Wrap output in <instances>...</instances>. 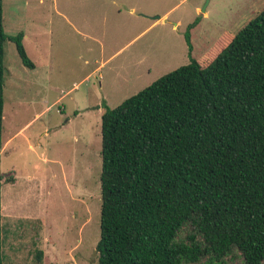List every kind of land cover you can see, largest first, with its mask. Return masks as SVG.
<instances>
[{
	"label": "rangeland",
	"instance_id": "rangeland-1",
	"mask_svg": "<svg viewBox=\"0 0 264 264\" xmlns=\"http://www.w3.org/2000/svg\"><path fill=\"white\" fill-rule=\"evenodd\" d=\"M204 3L3 0L4 32L23 33L34 64L24 67L5 42L3 264H96L103 112L191 59L206 65L223 35L264 10V0H209L202 14Z\"/></svg>",
	"mask_w": 264,
	"mask_h": 264
},
{
	"label": "trees",
	"instance_id": "trees-1",
	"mask_svg": "<svg viewBox=\"0 0 264 264\" xmlns=\"http://www.w3.org/2000/svg\"><path fill=\"white\" fill-rule=\"evenodd\" d=\"M2 3L0 146L5 42L34 68ZM207 57L103 112L96 264H264V10Z\"/></svg>",
	"mask_w": 264,
	"mask_h": 264
},
{
	"label": "water",
	"instance_id": "water-1",
	"mask_svg": "<svg viewBox=\"0 0 264 264\" xmlns=\"http://www.w3.org/2000/svg\"><path fill=\"white\" fill-rule=\"evenodd\" d=\"M208 3H209V0H205V3H204V5H203V7L201 9V13L202 14L205 13ZM95 255H97V251L96 250L93 252V256L91 257V261L90 262H93L95 260V258H94Z\"/></svg>",
	"mask_w": 264,
	"mask_h": 264
}]
</instances>
